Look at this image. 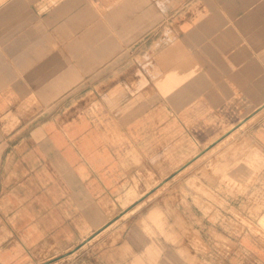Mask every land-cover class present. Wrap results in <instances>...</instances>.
I'll return each mask as SVG.
<instances>
[{
    "label": "crops",
    "instance_id": "crops-1",
    "mask_svg": "<svg viewBox=\"0 0 264 264\" xmlns=\"http://www.w3.org/2000/svg\"><path fill=\"white\" fill-rule=\"evenodd\" d=\"M135 44L138 92L124 96L121 109L124 154L129 146L145 151L152 140V168L178 169L219 147L224 175L199 178L201 194L191 193L221 203L200 210L216 221L186 222L184 232L225 233L222 218L234 212L258 227L264 120L241 129L264 111V0H0V264H56L82 235H93L102 216L86 185L97 183L96 163L89 167L95 177L80 175L76 143L86 130L70 129L76 144L67 146L64 130L49 128L48 112L36 117L31 109L63 100ZM151 102L164 109L147 113ZM231 137L233 148L221 146ZM92 142L83 146L95 149ZM193 152L174 167L178 154ZM168 211L176 232L188 215Z\"/></svg>",
    "mask_w": 264,
    "mask_h": 264
},
{
    "label": "rangeland",
    "instance_id": "rangeland-1",
    "mask_svg": "<svg viewBox=\"0 0 264 264\" xmlns=\"http://www.w3.org/2000/svg\"><path fill=\"white\" fill-rule=\"evenodd\" d=\"M136 48L135 44L111 58L100 66L103 71L86 78L80 88L66 92L63 100H50L45 109L40 105L31 109L36 117L42 111L48 112L49 128L63 129L67 146L75 143L70 136L71 130L77 127L86 130V137L80 136L79 143L76 142L80 151V175L94 176V170L89 167L96 163L97 183L86 186L97 198L95 205L102 219L97 222L91 237L84 239L82 235L80 246L56 264H264V216L258 218V227L255 228L250 227L249 217L230 211L234 212L231 217L222 218L225 233H201L195 227L192 233L184 232L186 222L191 226L190 223L198 225L202 219H208L210 223L216 221L215 216L202 218L200 210L210 211L216 204L222 206L221 203L214 200L210 205L193 199L191 193L201 194L199 178L224 175V170L217 168L225 159L223 150L218 152V147L207 154H199L183 168L159 170L152 168V140L145 151H136L135 147L128 145L132 150L124 154L127 145L124 147V113L121 109L124 110V96H134L135 99L138 92ZM72 95V100H64ZM144 95L150 96L147 89ZM35 104L34 101L33 106ZM148 107L147 113L164 109L153 102ZM263 114L261 111L255 115L241 130L255 122L261 123ZM145 118L152 124L151 115ZM35 123L32 124L34 128ZM132 124L125 123V128L130 129ZM89 137L95 149L83 146ZM234 138H229L221 146L233 148ZM164 139L167 140V136ZM164 139H161L162 143ZM233 151L236 152L235 148ZM94 153L97 162L89 159ZM196 153L178 154L174 167L185 165ZM168 156V152L162 151V166H167ZM101 180L106 184L100 183ZM203 191H209L210 195L213 192L210 188ZM153 209L158 212L154 214ZM169 209H181L188 215L181 219L183 225L176 232L168 227Z\"/></svg>",
    "mask_w": 264,
    "mask_h": 264
}]
</instances>
